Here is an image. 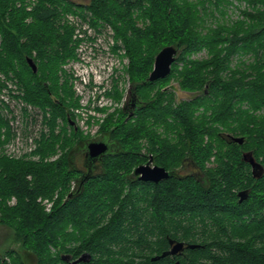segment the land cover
I'll list each match as a JSON object with an SVG mask.
<instances>
[{"label": "trees", "instance_id": "1", "mask_svg": "<svg viewBox=\"0 0 264 264\" xmlns=\"http://www.w3.org/2000/svg\"><path fill=\"white\" fill-rule=\"evenodd\" d=\"M34 1L27 9L25 0H0V73L42 110L47 128L36 159L9 157L1 149L10 130L0 114V225L22 251L0 253V264H30L29 256L35 264H69L62 254L82 253L89 260L79 264H264V172L253 177L242 156L252 151L264 168V0H244L248 9L237 20H224L230 0ZM71 13L114 29L137 106L107 115L93 138L111 144L102 173L68 198L71 155L89 140L67 120L76 105L62 67L75 56L65 20ZM167 45L178 49L170 73L145 81ZM202 50L205 57H191ZM172 78L200 94L176 101L165 87ZM149 156L171 171L190 162L199 175L127 188V174ZM243 189L248 196L239 202ZM170 238L199 246L152 260Z\"/></svg>", "mask_w": 264, "mask_h": 264}, {"label": "built area", "instance_id": "2", "mask_svg": "<svg viewBox=\"0 0 264 264\" xmlns=\"http://www.w3.org/2000/svg\"><path fill=\"white\" fill-rule=\"evenodd\" d=\"M65 20L73 26L72 40L75 54L62 66L69 76V83L75 93L76 105L70 110L73 115L71 119L76 128L85 130L89 124L97 121L102 113L104 115L107 106L112 104L111 99L115 94L113 93L112 97L110 93L116 89L115 84H121L123 72L127 73L124 70L126 62L123 64L125 49L109 24L92 25L79 14L68 15ZM71 61H74L72 68L68 65ZM126 79L120 108L126 100L130 86L128 76ZM0 83L2 84L0 114L7 121L10 130V136L1 150L9 157L36 159L33 152L37 137L41 131L47 130L42 124L43 112L21 98L22 94L15 80L8 79L0 73ZM46 115L48 116L49 113L46 112ZM103 118L99 121H103ZM58 121L60 122L59 119ZM96 131L97 129L91 133ZM97 134H92L90 137H95ZM49 207L50 205H46L47 210Z\"/></svg>", "mask_w": 264, "mask_h": 264}, {"label": "water", "instance_id": "3", "mask_svg": "<svg viewBox=\"0 0 264 264\" xmlns=\"http://www.w3.org/2000/svg\"><path fill=\"white\" fill-rule=\"evenodd\" d=\"M177 53L178 49L173 45H167L162 47L155 55L152 70L150 71L145 81H154L160 78H165L170 73L171 64L174 62ZM26 62L31 68L32 72H36L37 68L33 60L31 58H27ZM130 86L127 92L126 100L124 101L122 107L125 111L131 112L137 106V100L135 96L131 93ZM67 120L70 125H74V122L73 120H71L70 117H67ZM229 137L231 141L236 142L238 144H241L244 141V138L241 136L229 135ZM111 149V144H109L106 140L99 138L86 140L84 145L79 150L83 151L86 154L85 165H87V163H89V161L91 160H101L102 156L109 153ZM242 156L244 161L250 165V171L253 177L259 178L263 174L264 168L261 163L255 160L252 151L243 152ZM151 160L152 157H150L145 164L137 165L133 169L132 173L134 175H137L138 179L140 180L151 181L154 183H157L162 179H166L175 175L174 171H169L166 170L164 167L158 166L156 164H151ZM86 180L87 176L85 175L78 179L75 187L70 190L67 197L71 198L77 195L82 190V187ZM237 196L238 201L241 202L242 200L247 198L248 190H240L237 193ZM169 244L170 248L168 250H165L160 254L153 256L151 259L156 260L167 255H176L177 253L182 252L184 247L188 249H193L199 246L198 244L184 243L183 241H176L171 238L169 239ZM88 257V253H83L78 258L71 261V256L69 254H62L61 260L69 262V264H76L79 262H86ZM176 264H178V261L176 262Z\"/></svg>", "mask_w": 264, "mask_h": 264}, {"label": "rangeland", "instance_id": "4", "mask_svg": "<svg viewBox=\"0 0 264 264\" xmlns=\"http://www.w3.org/2000/svg\"><path fill=\"white\" fill-rule=\"evenodd\" d=\"M72 1H74L76 3L87 2V0H72ZM230 1H231V3L226 5V7H225L227 16L224 17V20H228V19L229 20H237V19H240L241 18L240 11L244 10V9H248V4L244 0H230ZM34 2H35L34 0H25L27 9H29L31 7V4L34 3ZM68 15H72V13L71 14H66L65 15V19H66V17ZM73 15H75V14H73ZM217 17H219L220 21H222V18L220 16H217ZM207 24H209V23L207 22ZM213 24H215V23L210 22V24L208 26H212ZM123 56H124L123 57V64L126 62V64L124 65V70L126 72V68H127V65H128L127 60L129 62V59H128V57H126V53L123 54ZM191 57H196L198 59L201 58V57H205V51L204 50L199 51L198 53L193 54ZM250 59H251L250 57H247L246 61H248ZM235 61H236V59H234V62ZM73 63H74V61H71L68 65L71 66V68H72V64ZM126 74L123 72L122 77H121V84H115L116 89L113 90L110 93L111 96H112L113 93L115 94V96L114 97L112 96L113 97V99H111L112 100V104L107 106V109L105 110L104 115L102 113L100 115V117H98L97 121H94L92 124H89V126H87V128L85 130L84 129L80 130L82 136L86 137V139H93L90 136L92 134L94 135L96 133H99L100 126L103 123L104 119L107 117V115L109 113L117 111L120 108V101H121V99H122V97L124 96V93H125V85H126V81H127L126 78L128 76ZM8 79H10V78H8ZM128 79H129V76H128ZM129 81H130V79H129ZM166 86H171L172 87L171 89H172V91L174 93L176 101L189 100V99H191V98H193V97H195V96L200 94L199 91H197V92L196 91H186V90L181 89L179 87L178 83H177V80L174 79V78L170 79L167 82V84L165 85V87ZM74 95H75V93L73 92V96ZM71 108H72V106H70V110H71ZM101 118H103V121L102 120L99 121V119H101ZM95 129H97V131L94 132V133H91ZM79 151L75 150L73 153H77ZM188 171H189L188 168L184 167L183 170H181V173L188 172ZM71 184H72V182H71ZM14 202H15L14 198H11L9 200V204H13ZM42 203L44 205L46 204L47 206L51 205V202L47 201V200H43ZM46 205H45V207H46ZM11 248L22 252L21 249H20L19 243L14 240L13 231L11 229L3 226V225H0V253L3 254L6 250L11 249ZM28 262L30 264H35L34 257L29 256L28 257Z\"/></svg>", "mask_w": 264, "mask_h": 264}, {"label": "flooded vegetation", "instance_id": "5", "mask_svg": "<svg viewBox=\"0 0 264 264\" xmlns=\"http://www.w3.org/2000/svg\"><path fill=\"white\" fill-rule=\"evenodd\" d=\"M74 128L77 129L75 126H74ZM98 134L95 137H92V138H96L98 136ZM149 158H150V156H149ZM149 158H148V160H149ZM85 160H86V154L83 151H79L77 153H73L72 156H71L70 164H71V166H72V168H73V170L75 172V177L71 181L72 182L71 189L75 187V185L77 183V180L80 179L83 175L87 176V180L85 181V182H87V181H89L92 178H96L97 176H99L102 173V168H101L102 161L101 160H99V159L91 160V161H89V163H87V165H85ZM146 162H143V163H140V164H145ZM140 164H138V165H140ZM151 164H155L153 162V158L151 160ZM184 167L188 168L189 171L181 173V170H183ZM132 171H131V173L127 174V176H126V179L130 182V185H128L127 188H136V189H138L140 187L141 183L151 182V181H143V180L138 179L137 175H134L132 173ZM169 171H171V170H169ZM174 173H175V175H178V176L192 175V176H194L195 179L199 175L196 166L194 164L190 163V162H185L182 167L177 168L176 170H174ZM166 179H168V178H166ZM162 180H164V179H162ZM176 241H178V240H176ZM183 242L186 243L185 241H183ZM169 246H170V244H169ZM186 249H188V248L184 247L182 252L177 253L176 255H171V257L173 258V257H176L178 255L184 254ZM74 259H76V258L71 256V261L74 260ZM88 260H89V257L87 258V261ZM67 263H69V262H67ZM79 263H76V264H79Z\"/></svg>", "mask_w": 264, "mask_h": 264}, {"label": "bare ground", "instance_id": "6", "mask_svg": "<svg viewBox=\"0 0 264 264\" xmlns=\"http://www.w3.org/2000/svg\"><path fill=\"white\" fill-rule=\"evenodd\" d=\"M72 126H74V125H72Z\"/></svg>", "mask_w": 264, "mask_h": 264}]
</instances>
